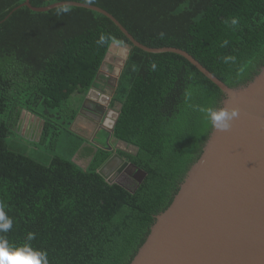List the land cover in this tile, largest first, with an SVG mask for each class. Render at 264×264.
Instances as JSON below:
<instances>
[{
    "label": "trees",
    "instance_id": "16d2710c",
    "mask_svg": "<svg viewBox=\"0 0 264 264\" xmlns=\"http://www.w3.org/2000/svg\"><path fill=\"white\" fill-rule=\"evenodd\" d=\"M29 1L34 8L63 2ZM25 2L0 0V208L13 221L0 238L14 247L30 243L49 264H131L203 152L212 126L199 109L218 110L224 94L184 57L135 47L98 12L72 7L57 16ZM92 6L144 46L189 53L231 88L247 85L264 67V0ZM101 35L104 44L97 43ZM112 44L130 47L111 102L121 106L112 139L138 149L118 154L147 174L142 183H108L99 170L113 156L109 135H99L97 151L70 130L90 90L107 80L100 70ZM227 56L234 62L225 63ZM23 112L41 121L38 140L21 133ZM75 160L87 162V170ZM28 233L35 239L27 241Z\"/></svg>",
    "mask_w": 264,
    "mask_h": 264
},
{
    "label": "water",
    "instance_id": "95a60500",
    "mask_svg": "<svg viewBox=\"0 0 264 264\" xmlns=\"http://www.w3.org/2000/svg\"><path fill=\"white\" fill-rule=\"evenodd\" d=\"M61 3L34 8L26 0L23 6L44 13L56 9ZM71 4L106 16L135 47L147 53H174L184 57L222 91L224 99L219 109L239 110L230 130L221 132L212 127L200 158L188 171L170 207L156 217L150 235L131 264H264V67L247 85L231 88L189 53L178 48L144 46L107 11L78 2ZM113 46L126 50L123 64L116 74L115 90L130 47L112 44L100 73H103ZM92 92L96 94L97 91L90 90L70 130L92 140L97 151L100 147L94 139L100 131L106 132L109 135L107 149L113 152L110 140L120 116L118 110L104 111L99 115L93 137L74 130L79 118L88 112L86 104ZM113 95L114 91L111 98ZM111 98H104L106 107L110 106ZM120 144L128 147L124 142ZM118 162L135 169L139 183L147 176L115 153L99 170L110 184L115 183L110 176ZM83 168L87 170V165Z\"/></svg>",
    "mask_w": 264,
    "mask_h": 264
},
{
    "label": "clouds",
    "instance_id": "9594fccd",
    "mask_svg": "<svg viewBox=\"0 0 264 264\" xmlns=\"http://www.w3.org/2000/svg\"><path fill=\"white\" fill-rule=\"evenodd\" d=\"M97 3V0H83L85 6H92ZM72 9L71 0H63V2L56 8V15L62 16L69 14ZM238 21L233 18L231 24L235 25ZM165 33L160 32L159 38L163 39ZM106 37L100 36L97 41L98 44H104ZM227 41L223 42L222 46H226ZM235 58L227 56L223 58L225 63L234 62ZM156 65L153 64L152 68L155 70ZM204 114V118L211 124V126L218 131L226 132L230 130L232 121L239 116L238 109H215L213 107H201L199 109ZM13 221L8 218L2 208H0V232H8L12 228ZM35 239L34 233H28L27 241ZM0 264H49L47 253L35 250L31 247L30 243H25L23 246L14 247L8 244L6 239L0 238Z\"/></svg>",
    "mask_w": 264,
    "mask_h": 264
},
{
    "label": "flooded vegetation",
    "instance_id": "af4514ba",
    "mask_svg": "<svg viewBox=\"0 0 264 264\" xmlns=\"http://www.w3.org/2000/svg\"><path fill=\"white\" fill-rule=\"evenodd\" d=\"M110 79V77L108 76L107 77V80L105 81H102V86L101 88L99 89H95L97 92H96V95L98 97V99H96V95H95V99H96V102H94V100H88V103L86 105V109H87V113L86 114H83V116L81 118H79V120L77 121V125L80 123L79 121L82 120L85 122V124H88L89 126V129L87 132H81L83 133L84 135H88V137H93L95 135V133L97 132V128L95 125L98 123V120L100 118L99 115H101L104 111L108 113L109 110H115L117 111L118 107H112L111 104L109 107H106L105 106V103L103 102L104 101V98L105 97H110L111 98V95L113 94V92L111 94H106L104 92V88L105 87H109L113 88L114 84L111 83V79L110 81L108 82V80ZM114 91V90H113ZM113 98V97H112ZM112 98H111V102H112ZM107 100L105 99V102ZM85 109V110H86ZM99 126H101V124H99ZM103 131H100L97 135V137L94 139L95 140V144L98 146V147H102V144L98 141V137L99 135L102 133ZM86 140V139H85ZM108 140V139H107ZM90 143H92V140H86ZM93 144V143H92ZM120 144V142H116L115 140L111 139L110 140V145L113 147L114 151H113V154H118V151H125L123 148H119L118 145ZM94 146V144H93ZM108 147V144H107V141H106V148ZM128 148H132V147H129ZM96 149V147H95ZM128 153L130 154H136L137 151L135 149V153L133 152H130V151H127ZM123 159H125L124 157H122ZM127 161V159H125ZM128 162V161H127ZM118 166L116 168H114L111 172V178H115L116 182H121V181H125L127 182L129 180V178H133L135 181H137V175L136 174V170L133 169L132 167H128V166H124V163H120L118 162ZM130 163V162H129ZM131 164V163H130ZM87 165V163H86ZM133 165V164H132Z\"/></svg>",
    "mask_w": 264,
    "mask_h": 264
},
{
    "label": "rangeland",
    "instance_id": "374dc122",
    "mask_svg": "<svg viewBox=\"0 0 264 264\" xmlns=\"http://www.w3.org/2000/svg\"><path fill=\"white\" fill-rule=\"evenodd\" d=\"M125 54H126V50H124V48H120L118 46H113V48L111 49L110 55L108 57V60L106 61L105 65L103 67V73H101V74H103L105 77L109 76L110 79L112 80L111 81L112 84H114L115 79H116V74H117L119 68L123 64ZM110 79L108 80V82L110 81ZM104 89H105L104 92L106 94H111L113 92V90H114V86H113V88L111 86V88L105 87ZM88 99H90V100H94L95 99L94 92L91 93L90 98H88ZM21 122L23 123V128H22V132L21 133L25 137L29 138L30 136H32V137H34L35 140H38V138L40 136V133L42 131V123H41V121H39L38 119H35L32 116L27 115L25 112H23L22 117H21ZM79 122L80 123L78 125L76 124L74 126V130H76L77 132H80V133L84 132V131L87 132L88 129H89L88 124H85V122L82 121V120H80ZM118 147L119 148H123L126 151H130V152L135 153V149L128 148V147L126 148L122 144H119ZM77 162H79L84 167L86 166V163H87V162L81 161V160H79V161L77 160ZM111 180L113 182H116L114 177L111 178Z\"/></svg>",
    "mask_w": 264,
    "mask_h": 264
},
{
    "label": "crops",
    "instance_id": "0c3cea01",
    "mask_svg": "<svg viewBox=\"0 0 264 264\" xmlns=\"http://www.w3.org/2000/svg\"><path fill=\"white\" fill-rule=\"evenodd\" d=\"M95 95H96V94H95ZM96 97H97V95H96ZM96 99H98V97H97ZM96 99H94V102H96Z\"/></svg>",
    "mask_w": 264,
    "mask_h": 264
}]
</instances>
